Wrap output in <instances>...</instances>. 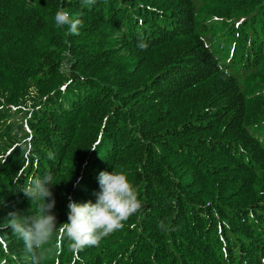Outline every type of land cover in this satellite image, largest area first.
Here are the masks:
<instances>
[{
	"label": "trees",
	"instance_id": "obj_1",
	"mask_svg": "<svg viewBox=\"0 0 264 264\" xmlns=\"http://www.w3.org/2000/svg\"><path fill=\"white\" fill-rule=\"evenodd\" d=\"M241 15L233 30L246 28L256 51L245 61L227 26ZM69 20L74 30L100 28L81 41L101 51L96 72L92 85L77 72L61 88L58 78L30 117L44 128L58 110L54 127L19 156L0 153V264H264V125L253 107L255 74L244 72H264V33L251 30L258 22L264 32V0H0V94L10 101L0 99V123L17 104L18 81L50 75L48 38ZM223 83L247 98L245 108ZM196 90L204 95L193 102ZM76 137L70 172L58 180L50 167L68 159ZM52 181L55 193H46ZM241 182L243 204L225 201ZM115 207L103 226L84 223ZM62 209L71 222L50 217ZM45 221L52 244L35 231ZM27 231L41 242L30 251Z\"/></svg>",
	"mask_w": 264,
	"mask_h": 264
},
{
	"label": "rangeland",
	"instance_id": "obj_2",
	"mask_svg": "<svg viewBox=\"0 0 264 264\" xmlns=\"http://www.w3.org/2000/svg\"><path fill=\"white\" fill-rule=\"evenodd\" d=\"M243 20V15L240 17L236 18L233 20L230 24L227 26L230 28L229 33H231V37H233L234 41V46L232 49L238 46H242L243 50L238 51V55L242 57V59L248 60L251 59L249 55H255L256 51L254 49H250V38H249V33L246 31V28H243L241 30H233L234 25H240V21ZM247 19H245V22ZM59 25L55 26V28L52 31V36L48 38V42L52 43L50 45V48L52 51V57L55 58V60L51 61L50 66L52 67V70L50 72V75L46 74L43 79L41 80H36L30 85L24 84L25 79L23 82L18 81L17 84V89L15 90L18 93V101L16 105L13 106H8L5 108V111L7 112V115L2 119L1 125L3 126V130L0 133V153H4V155H7L9 152H13L14 150H17V156L21 155L22 152L26 151L27 148L23 149V147H27L29 144H35L37 140L41 139L45 135L41 132L44 129H50V127H54L51 119L56 117L57 111L58 110H53L49 111L47 115H45V119L42 120V124L44 128L39 127L34 129V123L35 121H30V117L34 115L32 111L35 108H40L43 105H47L48 103V94L52 93V91H48V89H51V85L55 83V81L60 78V83L59 88L63 87L64 85H67L69 83V77L72 73H79L81 75H87L86 80L89 82L90 85L93 82V79L95 72H96V67L94 64H96L97 59L94 56L93 53H100L101 51H97L93 48L92 45L89 46L87 43H81V41H90L91 38H95L99 34V29L98 25H93L91 23L86 24L84 27H79L74 30L73 24L75 22H72L69 20V24H66L64 22H57ZM81 23V22H80ZM246 25V24H245ZM255 28H252V33H264L262 31L261 24L258 22L254 25ZM245 31V32H244ZM226 32L220 35V37L224 36ZM46 51V49H44ZM264 51V47H263ZM241 52L243 54H241ZM106 59V58H105ZM107 60V59H106ZM50 69V68H49ZM246 74H255L254 77L257 81V84L253 86V89L251 93L254 95L253 98V107L255 110H260L259 118L262 119V123L264 125V112H263V105H264V87L260 88L261 83H264V72H257L256 70H245L244 71ZM100 76L104 78H110L111 73H108L106 70L105 73L100 74ZM52 78L51 81H48L49 78ZM106 86L113 90V88H110L111 86L109 81L106 82ZM130 83V81H125L122 82L115 90L114 97L118 95L120 91L123 90V92L127 91V86ZM223 85L226 87L227 94L229 97L232 95L233 99L232 101L235 102L237 98L238 101L240 102V106L237 107H246L248 100L245 97L244 100L241 99V97L237 94L230 93V88L227 87L226 84L223 83ZM260 88V89H258ZM257 89V90H256ZM255 90V92H254ZM106 93V92H105ZM108 94V93H107ZM204 95L203 90H196L195 94L192 95L191 100L195 102L199 97ZM110 99L109 105L107 107V111L112 113L113 108V99ZM0 99L4 102L10 103L8 99H4L1 94H0ZM230 100V99H229ZM231 102V100H230ZM229 102V104H230ZM81 106H84V104H81ZM96 110V105H93V111ZM12 111H16L15 113H12ZM39 112V110H38ZM92 113V112H91ZM86 113L81 114V118L85 119ZM104 115H99L98 118L102 121ZM5 120H8L7 123H4ZM11 123L10 128L7 130L5 129L6 126ZM98 124V121H97ZM147 127V126H144ZM67 128V126H65ZM86 128L85 123L82 124L80 131L84 130ZM70 131H73V128H67ZM251 129V127H250ZM97 138V137H96ZM95 138V140H96ZM76 141H80L79 138H75V141L72 142L71 146L69 147V157L67 160H65L61 166L55 165L51 168V173H53L56 178L59 180L60 176L62 174H67L70 172V170L67 169V165L70 164L77 153L78 150V143ZM76 142V143H75ZM143 149L146 151H151L154 149L153 144L149 142H145L143 145ZM24 150V151H23ZM32 151L29 150L27 152V155L24 156V160L29 158V156H32ZM246 173H251L255 174V172H246ZM9 174V173H8ZM11 175V174H10ZM12 181V180H11ZM50 179L48 178V182ZM234 180L229 181V186L231 185ZM59 181L55 183L54 181L51 182V184L48 186L46 189V193L49 191L54 192L53 188L57 186ZM241 182L240 184L236 185L235 187H228L229 190L231 191L230 194L226 197L225 201H234V204H243L240 201V195L243 189ZM3 186H11V183L8 185H3ZM15 190H18L17 186L13 185L12 186ZM43 193V191L40 193V195ZM55 193V192H54ZM93 191L91 194L93 195ZM261 194V193H260ZM264 194V192L262 193ZM52 196L50 197V208L56 209V197L54 196L55 194H51ZM117 196V195H116ZM12 199L11 196L7 197V200L10 201ZM96 201H98V197L96 198ZM237 202V203H236ZM231 203V202H230ZM51 211L52 216H59L57 220H66L68 222H71L73 216L67 215L65 213V210L62 209L61 212L56 210L55 212ZM117 211V207L111 208L109 211H102L101 215H97L96 217L92 219H85L87 222H84L85 224L91 225V228L97 227L98 225H104L103 221L106 217H110L112 220L114 213ZM124 215V214H123ZM44 223V222H43ZM52 225L48 224L47 221H45L44 224V230L41 229L39 226L35 231L36 233L39 234L42 238V243L43 244H52L53 243V236L54 232L52 230ZM90 229L89 226H87ZM109 229V228H108ZM26 235V236H25ZM25 235L22 238L23 243L28 244L31 249H27L28 251L35 249L34 247L38 246L40 243L38 239H34L30 236V234L25 233ZM71 237L73 236L72 233H69ZM69 236V237H70ZM75 239V236L73 240Z\"/></svg>",
	"mask_w": 264,
	"mask_h": 264
}]
</instances>
